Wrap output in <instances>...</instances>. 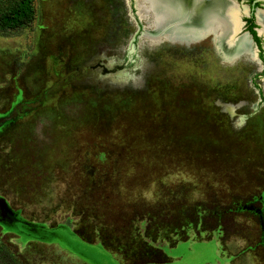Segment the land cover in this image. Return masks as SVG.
Returning <instances> with one entry per match:
<instances>
[{"label": "rangeland", "instance_id": "1", "mask_svg": "<svg viewBox=\"0 0 264 264\" xmlns=\"http://www.w3.org/2000/svg\"><path fill=\"white\" fill-rule=\"evenodd\" d=\"M133 4L34 0L0 34V245L18 264H264V44L153 41Z\"/></svg>", "mask_w": 264, "mask_h": 264}, {"label": "bare ground", "instance_id": "2", "mask_svg": "<svg viewBox=\"0 0 264 264\" xmlns=\"http://www.w3.org/2000/svg\"><path fill=\"white\" fill-rule=\"evenodd\" d=\"M138 18L150 28L148 38L193 44L210 35L223 60L238 54L252 57L253 44L241 28L239 8L231 0H135ZM258 33L264 38V12L256 11ZM147 33V32H146Z\"/></svg>", "mask_w": 264, "mask_h": 264}, {"label": "trees", "instance_id": "3", "mask_svg": "<svg viewBox=\"0 0 264 264\" xmlns=\"http://www.w3.org/2000/svg\"><path fill=\"white\" fill-rule=\"evenodd\" d=\"M35 19L34 0H0V34H12L30 27ZM255 27V25L253 26ZM254 43L262 49L263 41L251 31ZM259 53V58H260ZM0 264H18L12 254L0 245Z\"/></svg>", "mask_w": 264, "mask_h": 264}, {"label": "flooded vegetation", "instance_id": "4", "mask_svg": "<svg viewBox=\"0 0 264 264\" xmlns=\"http://www.w3.org/2000/svg\"><path fill=\"white\" fill-rule=\"evenodd\" d=\"M132 1V0H131ZM238 4L239 3H243L244 5H242V6H244L243 8L244 9H246L248 12H249V14H250V16H248V17H246V19H245V21H244V23H243V31L244 32H246V33H249L250 34V32L251 31H255V27H253L254 25H256L257 26V24H256V22H255V20L253 19V17H255V19H256V11L257 10H261V11H263L264 12V5H261V4H258V3H253V1L252 0H235ZM236 6H237V4H236ZM132 7H133V9H134V4L132 5ZM238 7V6H237ZM251 35V34H250ZM252 36V35H251ZM262 39V38H261ZM252 40H253V38H252ZM264 44V43H263ZM256 45V44H255ZM257 47V46H256ZM258 57H259V53H258Z\"/></svg>", "mask_w": 264, "mask_h": 264}, {"label": "water", "instance_id": "5", "mask_svg": "<svg viewBox=\"0 0 264 264\" xmlns=\"http://www.w3.org/2000/svg\"><path fill=\"white\" fill-rule=\"evenodd\" d=\"M231 1L235 2L238 5V3L235 0H231ZM252 1H253V3H258V4H261V5H264V0H252ZM133 2H134L135 14L137 15L136 2H135V0H133ZM255 22H256V19H255ZM256 24H257V22H256ZM255 32H256L257 36L260 37V35L258 33V29H255ZM246 34L249 36V38H250L251 42L253 43V45L256 46L255 43H254V41L252 40V36L249 33H246ZM262 40H263V43H264V38H262ZM257 56H258V54H257Z\"/></svg>", "mask_w": 264, "mask_h": 264}]
</instances>
